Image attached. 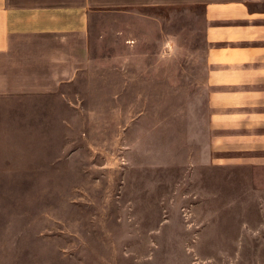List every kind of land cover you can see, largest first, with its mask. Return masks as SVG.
<instances>
[{
  "label": "rangeland",
  "instance_id": "obj_1",
  "mask_svg": "<svg viewBox=\"0 0 264 264\" xmlns=\"http://www.w3.org/2000/svg\"><path fill=\"white\" fill-rule=\"evenodd\" d=\"M120 1L75 81L0 120V264H264V167L211 159L205 8L227 0Z\"/></svg>",
  "mask_w": 264,
  "mask_h": 264
},
{
  "label": "crops",
  "instance_id": "obj_2",
  "mask_svg": "<svg viewBox=\"0 0 264 264\" xmlns=\"http://www.w3.org/2000/svg\"><path fill=\"white\" fill-rule=\"evenodd\" d=\"M138 5L0 0V120L9 103L59 94L88 68L97 11ZM205 17L212 162L264 167V0L211 2Z\"/></svg>",
  "mask_w": 264,
  "mask_h": 264
}]
</instances>
